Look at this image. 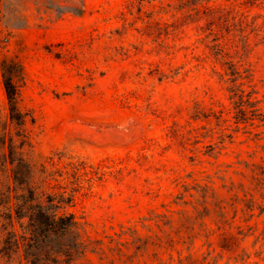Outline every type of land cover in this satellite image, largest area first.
Masks as SVG:
<instances>
[{
    "label": "rangeland",
    "instance_id": "obj_1",
    "mask_svg": "<svg viewBox=\"0 0 264 264\" xmlns=\"http://www.w3.org/2000/svg\"><path fill=\"white\" fill-rule=\"evenodd\" d=\"M182 1L0 0V194L10 141L34 187L48 160L103 174L65 209L72 264H264V0Z\"/></svg>",
    "mask_w": 264,
    "mask_h": 264
},
{
    "label": "trees",
    "instance_id": "obj_2",
    "mask_svg": "<svg viewBox=\"0 0 264 264\" xmlns=\"http://www.w3.org/2000/svg\"><path fill=\"white\" fill-rule=\"evenodd\" d=\"M183 1L188 7L197 4V0ZM205 12L211 25L222 19L219 8L208 7ZM1 77L10 118L22 124L24 117L17 110L22 68L13 60H3ZM15 150L10 141L6 158L10 185L0 194V254L10 260L18 257L22 264H72L89 244L75 215L65 209L86 196L94 179L101 181L103 174L83 160L61 162L59 158L57 164L48 160L49 167L41 166L40 184L34 187L32 167L21 155L17 157Z\"/></svg>",
    "mask_w": 264,
    "mask_h": 264
}]
</instances>
